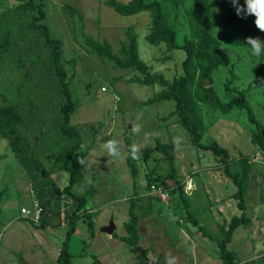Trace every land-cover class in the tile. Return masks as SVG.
<instances>
[{"label": "rangeland", "instance_id": "374dc122", "mask_svg": "<svg viewBox=\"0 0 264 264\" xmlns=\"http://www.w3.org/2000/svg\"><path fill=\"white\" fill-rule=\"evenodd\" d=\"M109 1L33 0L35 6L42 5L43 24L60 42L61 63L76 103L70 125L78 129L85 146L75 152L70 164L82 173L73 192L86 195L84 209L91 214L94 232L88 214L75 217L74 232L67 240L66 212L72 209V200L63 191L70 174L57 157L76 142L60 129V109L68 99L50 49L29 27L38 9L29 7L30 0H0V43L4 45L0 108L12 106L20 113L18 132L27 142V157L36 160L25 167L0 134V264H58L67 241L70 264H168L170 258H175L174 264H225L219 242L232 219L244 213L234 197L236 184L213 153L195 151L190 132L174 122V101L150 102L163 90L161 85L138 83L142 73L119 66L93 48L97 43L109 45L125 59L122 49L131 34L149 74L169 81L181 73L186 54L181 48L169 51L165 45L148 42L149 12L123 16ZM177 1L173 23L182 45L186 36L191 39L187 11L193 0ZM211 1L213 31L223 50V63L214 71L211 87L224 103L244 97L257 122L264 124V57L254 56L246 44L247 38L255 36L245 34L244 24L229 25L227 0ZM198 112L204 125L203 144L217 142L235 163L241 154L250 159L255 155L252 134L257 124L250 121L248 109L236 107L226 114L200 103ZM135 125L141 126L139 133L132 131ZM177 136L183 139L178 148L172 142ZM109 140L120 143V157L107 156L103 143ZM158 142L174 145L183 197L173 180H168L169 187H150V182L172 169L163 150L156 149ZM133 144L143 145L139 159L130 154ZM80 157L87 160V168L78 163ZM262 158L250 163L245 214L251 224L239 227L228 246L238 256V264H264ZM235 163L230 167L233 171ZM86 176L93 183L81 192ZM36 204L42 209L38 222L22 216L23 207L33 209ZM132 208L138 217L137 244L122 240L130 235L127 224Z\"/></svg>", "mask_w": 264, "mask_h": 264}, {"label": "trees", "instance_id": "16d2710c", "mask_svg": "<svg viewBox=\"0 0 264 264\" xmlns=\"http://www.w3.org/2000/svg\"><path fill=\"white\" fill-rule=\"evenodd\" d=\"M228 7V23L231 26L244 24L247 26L245 34L252 33L255 38L264 43L263 36L259 33L255 26V17L253 15L237 16L236 8L232 4V0H227ZM111 6L118 14L123 16H131L140 12H149L151 15V27L147 36V40L151 45L160 47L165 45L169 51L176 48H181L186 57L182 63V71L176 74L172 81L165 79L163 76H152L149 74V67L146 62L140 60L137 50L136 37L129 34V44L124 46L122 54L125 59H121L109 45L94 44V50L103 56H107L116 61L123 68H132L139 71L144 76L138 79V83L142 85L159 84L163 90L150 102L169 100L176 103L174 114L176 116L175 123L180 124L191 134V141L195 151L206 150L213 153L219 161V166L224 167L225 172L232 178L237 186V192L234 197L238 200V206L244 212L240 217H234L228 228L224 231V238L220 243V255L225 264H238V256L236 253L229 250L228 246L233 240L234 232L241 226H249L251 219L245 214L247 209L246 197L249 190V173L251 172L252 158L248 155L241 154L237 163L233 162L228 149L221 147L217 142L211 144H203V120L198 112L200 103L207 104L213 109L229 114L234 108L248 109L250 121L256 123V130L252 134V142L255 144L257 152L264 154V124L258 123L252 109L248 105L247 100L243 98L233 99L227 103L221 101L216 91L211 87L213 83V73L223 63V50L220 41L215 37L213 31V3L211 0H193V6L187 11L188 26L190 29V37L186 36L184 44L178 43L177 33L173 23L172 9L177 10L179 3L177 0H110ZM169 4V5H166ZM240 7L246 8L245 0H238ZM42 5L35 6L33 0H30L29 7L38 9L39 15L34 17L29 27L33 32H39L40 37L44 39L47 47L51 51V59L54 64L55 71L58 75L60 85L67 97V104L60 109L63 115V124L60 126L61 132L76 140L74 145L62 154H59L57 159L61 162L62 169L70 174L69 184L64 189L65 198L72 200L71 210L66 212V217L69 221L70 229L68 231V239L75 229V217L86 216L85 205L88 203L86 195L78 196L73 192L74 186L83 178L80 169L70 164L75 152L81 148L80 133L75 126L70 125L71 115L76 110V103L71 98L69 91V83L67 82L66 72L61 63L60 42L53 38L48 27L43 24L45 18L44 12L41 9ZM7 44V41L6 43ZM4 45L0 43V63L2 60V49ZM264 57V51L261 52ZM22 118L15 107L5 106L0 108V134L3 138L10 141L13 151L20 158L25 167L32 166L35 159L27 157L28 146L23 135L18 132V126L21 124ZM156 149L163 150L167 159L172 165L171 172L162 176L156 182H150L152 186H167L168 180L175 181L180 187L182 197L184 196V185L177 177V171L174 166L175 154L174 145H162L157 143ZM161 150V151H162ZM235 163V170L231 169V164ZM250 163L252 165H250ZM134 171H136L134 169ZM134 206V203L132 204ZM130 221L127 224L129 237H122V240L131 244L139 241L138 233V217L132 208ZM89 213V227L94 232V221ZM62 250L58 264H70V254L67 250ZM99 264V263H97Z\"/></svg>", "mask_w": 264, "mask_h": 264}, {"label": "clouds", "instance_id": "9594fccd", "mask_svg": "<svg viewBox=\"0 0 264 264\" xmlns=\"http://www.w3.org/2000/svg\"><path fill=\"white\" fill-rule=\"evenodd\" d=\"M233 6L236 8L237 16H241V13H245V15H253L255 16V26L260 31L264 32V0H245L246 8L240 7L238 4V0H232ZM218 11V10H217ZM218 30V29H217ZM246 44L250 45L252 54L254 56L259 57L261 52L264 51V43H262L259 38H247ZM141 126L135 125L132 128L134 133H139ZM173 144L178 148L181 143H183L182 137H174ZM85 146L81 145L83 149ZM143 145L133 144L130 149V154L132 158L139 159L141 155V148ZM103 148L106 150V154L108 157L117 158L122 155L120 143L116 140H109L106 143H103ZM78 163L83 166V168H87L88 162L84 157H80L78 159ZM92 180L90 177H85L84 185L80 186L79 190L82 192L85 187L92 185ZM175 258H170L168 264H174Z\"/></svg>", "mask_w": 264, "mask_h": 264}, {"label": "built area", "instance_id": "2783aa9c", "mask_svg": "<svg viewBox=\"0 0 264 264\" xmlns=\"http://www.w3.org/2000/svg\"><path fill=\"white\" fill-rule=\"evenodd\" d=\"M254 17H255V16H254ZM258 31H259V33L261 34V36H263V39H264V32L260 31L259 29H258ZM103 90H105V89H103ZM260 156L263 157V158H262V161H263V164H264V154H262L261 152H257L254 156H252V161H253V162H257L258 159H260ZM158 193H159L161 196H162V195L165 196L164 191H161L160 188L158 189ZM41 213H42V209H41V208L39 207V205H37V204L34 206L33 209H31V208H27V207H23V208L21 209V214H22V216L29 217V218L33 217V220H34L35 222H38V221H39L40 216H41Z\"/></svg>", "mask_w": 264, "mask_h": 264}, {"label": "water", "instance_id": "95a60500", "mask_svg": "<svg viewBox=\"0 0 264 264\" xmlns=\"http://www.w3.org/2000/svg\"><path fill=\"white\" fill-rule=\"evenodd\" d=\"M107 232H109L110 234H112L113 230L112 229H109Z\"/></svg>", "mask_w": 264, "mask_h": 264}, {"label": "flooded vegetation", "instance_id": "af4514ba", "mask_svg": "<svg viewBox=\"0 0 264 264\" xmlns=\"http://www.w3.org/2000/svg\"><path fill=\"white\" fill-rule=\"evenodd\" d=\"M151 263V262H150ZM151 264H156V262H152Z\"/></svg>", "mask_w": 264, "mask_h": 264}]
</instances>
